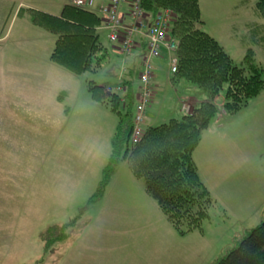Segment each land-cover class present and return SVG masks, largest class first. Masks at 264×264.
Listing matches in <instances>:
<instances>
[{"label": "rangeland", "instance_id": "1", "mask_svg": "<svg viewBox=\"0 0 264 264\" xmlns=\"http://www.w3.org/2000/svg\"><path fill=\"white\" fill-rule=\"evenodd\" d=\"M257 1L199 3L206 32L234 62L241 65L252 50L264 69ZM69 6L102 20L98 31L111 59L96 75L78 77L54 65L57 38L31 20L32 11L60 16ZM173 19L170 8L147 13L141 0H0V264H216L264 220V94L235 115L221 111L202 133L194 159L217 203L202 231L182 234L173 227L125 162L90 203L104 179L119 118L91 100L87 82L110 84L134 61L137 107L145 74L151 80L144 130L193 113L195 99L182 103L185 85L169 73L170 58L177 56ZM157 22L172 40L147 68L145 42ZM220 102L223 107L224 96Z\"/></svg>", "mask_w": 264, "mask_h": 264}, {"label": "trees", "instance_id": "2", "mask_svg": "<svg viewBox=\"0 0 264 264\" xmlns=\"http://www.w3.org/2000/svg\"><path fill=\"white\" fill-rule=\"evenodd\" d=\"M199 1L141 0V7L151 15L161 9L170 8L174 12L171 34L179 43L178 67L176 72L169 73L175 83L185 85L187 97L180 99L182 103L195 99L191 115L180 114L166 124L142 128V138L137 145L132 144L140 94L135 78L139 74L137 64L128 62V67L115 72L110 84L87 82L91 100L106 105L119 118L104 179L90 203L102 197L115 167L125 162L134 176L144 182L145 191L167 220L182 234L202 231L212 219L211 212L217 210L194 159L203 131L221 111L235 115L264 94V69L255 53L249 50L242 64L237 65L206 32ZM89 11L69 6L60 16L34 11L31 15L34 24L57 38L51 62L78 77L96 75L111 59L110 49L98 31L102 20ZM255 11L264 22V0L256 2ZM221 96L223 107V102L215 104ZM243 234L235 248L216 264H264V220ZM54 243L49 241L45 251Z\"/></svg>", "mask_w": 264, "mask_h": 264}, {"label": "built area", "instance_id": "3", "mask_svg": "<svg viewBox=\"0 0 264 264\" xmlns=\"http://www.w3.org/2000/svg\"><path fill=\"white\" fill-rule=\"evenodd\" d=\"M75 6L77 8H82V9H86L84 3L82 2H76ZM84 6V8H83ZM108 9H104V12L107 13ZM101 17L103 12L101 11V13H99ZM104 15V14H103ZM110 18H114V17H109ZM103 21H104V17H103ZM157 25V29L155 31L152 32L151 36L148 32V41H147V52L144 55V60L147 63L146 67L149 68L151 67L149 64V60L150 59H155L158 58L161 54V52L165 49L166 46V40L170 39L168 37V33L164 30V28L162 27V25L160 23H156ZM108 30H110L109 27H107ZM114 30V29H112ZM174 39V38H173ZM110 40L112 42H116L117 41V37L115 35L111 36ZM172 40V39H170ZM171 46L173 47V49L175 50V53H177L178 48H179V43L178 42H172ZM172 63L171 65V72L174 73L177 71V67H178V60L176 55H174V57L170 58ZM147 60V61H146ZM143 82H144V96H142V98H144V101H141V103H139V106L137 107L138 109V113L135 117V127H134V132H133V141H138L139 137L142 135V122H143V118H144V114L146 113V109H147V104L149 102L148 100V95H150V89L149 86H151V80L150 77L145 74V76L143 77Z\"/></svg>", "mask_w": 264, "mask_h": 264}]
</instances>
